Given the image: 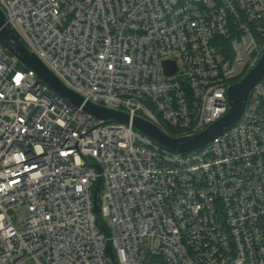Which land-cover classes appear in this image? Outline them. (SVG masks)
<instances>
[{
	"label": "built area",
	"instance_id": "2783aa9c",
	"mask_svg": "<svg viewBox=\"0 0 264 264\" xmlns=\"http://www.w3.org/2000/svg\"><path fill=\"white\" fill-rule=\"evenodd\" d=\"M0 8L65 87L173 138L224 117L229 87L264 54V0H0ZM149 258L264 264V77L237 123L183 153L132 121L86 112L0 41V264Z\"/></svg>",
	"mask_w": 264,
	"mask_h": 264
},
{
	"label": "water",
	"instance_id": "95a60500",
	"mask_svg": "<svg viewBox=\"0 0 264 264\" xmlns=\"http://www.w3.org/2000/svg\"><path fill=\"white\" fill-rule=\"evenodd\" d=\"M0 41L25 67L35 70L39 77L57 93L68 98L75 105L83 106L86 112L102 119L104 123H130L132 121L133 125L138 130L150 136L152 139L173 151L183 153L191 152L206 146L219 137L226 129L237 123L244 114L251 91L264 77L263 54L258 63L240 82L229 87L228 99L230 107L228 113L224 117L194 136L173 138L166 135L154 124L143 118L135 117L131 120L130 115L86 101L79 94L65 87L41 60L24 45L17 31L8 23L1 8ZM164 66L167 73H172L176 69L174 61L166 60L164 61ZM101 183L102 179L98 181L94 193V209L96 213L100 212ZM108 252L112 257L114 256L113 246L110 241L108 242Z\"/></svg>",
	"mask_w": 264,
	"mask_h": 264
},
{
	"label": "trees",
	"instance_id": "16d2710c",
	"mask_svg": "<svg viewBox=\"0 0 264 264\" xmlns=\"http://www.w3.org/2000/svg\"><path fill=\"white\" fill-rule=\"evenodd\" d=\"M247 73H248V72H246V75H247ZM246 75H245V76H246ZM106 228H107V227H106ZM107 229H108V228H107ZM155 261H156L155 258H151V259L149 258V259L145 262V264H154Z\"/></svg>",
	"mask_w": 264,
	"mask_h": 264
},
{
	"label": "rangeland",
	"instance_id": "374dc122",
	"mask_svg": "<svg viewBox=\"0 0 264 264\" xmlns=\"http://www.w3.org/2000/svg\"><path fill=\"white\" fill-rule=\"evenodd\" d=\"M21 218H22V216H21Z\"/></svg>",
	"mask_w": 264,
	"mask_h": 264
}]
</instances>
